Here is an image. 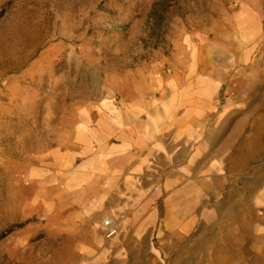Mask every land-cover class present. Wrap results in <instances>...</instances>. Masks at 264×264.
Wrapping results in <instances>:
<instances>
[{"label":"rangeland","instance_id":"1","mask_svg":"<svg viewBox=\"0 0 264 264\" xmlns=\"http://www.w3.org/2000/svg\"><path fill=\"white\" fill-rule=\"evenodd\" d=\"M133 118L207 203L264 194V0H0V264H88L118 233Z\"/></svg>","mask_w":264,"mask_h":264},{"label":"crops","instance_id":"2","mask_svg":"<svg viewBox=\"0 0 264 264\" xmlns=\"http://www.w3.org/2000/svg\"><path fill=\"white\" fill-rule=\"evenodd\" d=\"M145 125L146 119L137 123L133 118L136 187L107 188L101 196V204L108 206L112 221L118 223V233L104 243L97 240L98 251L80 255L78 260L88 264H264V214L258 216L255 207L257 203L264 207V194L255 196L251 180L240 189L229 185L224 197L207 203V189L182 162L183 152L175 155L173 167L167 161L170 154H164L157 172L155 144ZM85 218L76 228L89 229L100 220L98 213Z\"/></svg>","mask_w":264,"mask_h":264},{"label":"built area","instance_id":"3","mask_svg":"<svg viewBox=\"0 0 264 264\" xmlns=\"http://www.w3.org/2000/svg\"><path fill=\"white\" fill-rule=\"evenodd\" d=\"M103 224H104L107 236H110V235L116 233L117 229H116L115 224H113V221L111 218L104 220Z\"/></svg>","mask_w":264,"mask_h":264}]
</instances>
